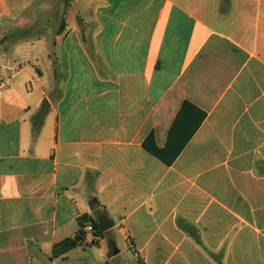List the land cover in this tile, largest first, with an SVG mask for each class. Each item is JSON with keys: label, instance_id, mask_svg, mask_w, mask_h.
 Wrapping results in <instances>:
<instances>
[{"label": "crops", "instance_id": "1", "mask_svg": "<svg viewBox=\"0 0 264 264\" xmlns=\"http://www.w3.org/2000/svg\"><path fill=\"white\" fill-rule=\"evenodd\" d=\"M3 22L0 264H264V0H0ZM102 213L108 239L54 253Z\"/></svg>", "mask_w": 264, "mask_h": 264}, {"label": "rangeland", "instance_id": "2", "mask_svg": "<svg viewBox=\"0 0 264 264\" xmlns=\"http://www.w3.org/2000/svg\"><path fill=\"white\" fill-rule=\"evenodd\" d=\"M66 2V1H65ZM36 4H31V8L30 9H26L23 13L18 14L21 15V17H17L15 18V22L14 21H9V24H11V22H14V27L15 30H18V32L22 33H31L32 35H35L38 31H37V25L43 23L42 21H40L42 19L41 16L44 15H48L49 13H45V12H41V11H36L34 10V6ZM37 8V5H36ZM44 24H47V29L49 30L50 27H52L53 25H51V23H46L44 22ZM5 22L0 23V33H2L3 30L6 29V27H4ZM8 30V28H7ZM18 43H24L27 40H29L30 38L28 37V35L26 37H18ZM1 42V41H0ZM2 44L0 43V46ZM14 46H16V44H11L9 45L8 48H13ZM19 46V45H18ZM20 48V53L22 55H26L29 58H35L37 57L39 59L38 64L41 66V68L46 72L45 76L43 77V87L45 90L48 89V71L47 68L45 67V61H43L42 56L46 54V52L49 50V44L46 43L45 45H41V44H34L33 46H31L30 44H23V46H19ZM15 48V47H14ZM47 64V63H46ZM46 99V97H43L42 99V103L44 102V100ZM106 234V233H105ZM105 234H103L102 236H99L100 238H105L108 239V235L106 236ZM93 248V246L91 247ZM98 247H95L93 249V252L95 253V255L100 256L101 255V251L98 250ZM222 256V253L221 255Z\"/></svg>", "mask_w": 264, "mask_h": 264}, {"label": "trees", "instance_id": "3", "mask_svg": "<svg viewBox=\"0 0 264 264\" xmlns=\"http://www.w3.org/2000/svg\"><path fill=\"white\" fill-rule=\"evenodd\" d=\"M65 1H66V4H68L70 0H65ZM184 106L194 107L189 102H185L183 107ZM199 112H200V120L198 121L196 128H198V126L201 124V122H203V120L206 116V114L204 112H202V111H199ZM34 126H35L34 127L35 132H36L38 130L36 118L34 119ZM144 145H145V148L149 152L153 153L155 156L162 159L167 164H172L174 162V160L177 158V154L172 155V156H163V154H162L163 150L159 149L155 145V142H154L152 135H150L148 137V139L146 140ZM79 223H80L79 233L77 235H75L74 237L68 238V239L64 240L63 242H61L60 244H58L57 246H55V249H54L55 254L67 252L70 249H73V248H75L81 244H84L86 242V232H85L84 228L88 224L92 226L93 233L95 236L99 237V236H102L103 234H105L101 231L97 218H94L93 216L86 214L80 218Z\"/></svg>", "mask_w": 264, "mask_h": 264}, {"label": "water", "instance_id": "4", "mask_svg": "<svg viewBox=\"0 0 264 264\" xmlns=\"http://www.w3.org/2000/svg\"><path fill=\"white\" fill-rule=\"evenodd\" d=\"M48 108H49V101L48 99H45L40 107L41 114H45ZM97 220L100 225V229L103 233L107 232L114 226V222L105 213L100 214ZM116 253L117 250L113 249L111 254L115 255Z\"/></svg>", "mask_w": 264, "mask_h": 264}, {"label": "built area", "instance_id": "5", "mask_svg": "<svg viewBox=\"0 0 264 264\" xmlns=\"http://www.w3.org/2000/svg\"><path fill=\"white\" fill-rule=\"evenodd\" d=\"M3 83H4V80L0 74V96L3 94ZM85 232H86V237L88 236H92V240L95 239V237L93 236V228L91 225H86L85 228H84Z\"/></svg>", "mask_w": 264, "mask_h": 264}]
</instances>
